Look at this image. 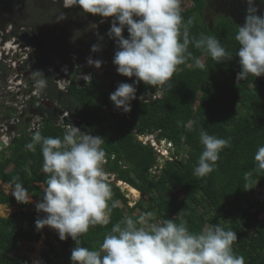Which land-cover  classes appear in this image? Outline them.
Returning a JSON list of instances; mask_svg holds the SVG:
<instances>
[{
    "label": "trees",
    "instance_id": "1",
    "mask_svg": "<svg viewBox=\"0 0 264 264\" xmlns=\"http://www.w3.org/2000/svg\"><path fill=\"white\" fill-rule=\"evenodd\" d=\"M257 1L254 4L259 9L257 15L264 16V0H260V5ZM39 3L40 7L49 6L52 10L45 14L42 24L45 32L51 31V25L62 27L64 31L54 29L68 48L63 53L57 38L45 47L36 45L31 54L32 71H40L47 78L43 94L50 103L59 106L39 110V114L46 117L40 132L45 137H62L64 132L56 126L60 112L65 110L78 116L83 122V131H97L105 140L102 145L107 154L105 173L115 177V182L109 183L113 193L109 204L116 202L111 222L90 228L80 237V246L99 250L112 226L126 217L119 202L127 205L128 199L116 184L123 182L147 196L134 208L126 206L127 216L135 218L134 211L139 209L143 214L152 213L151 223L175 218V222L186 223L194 233L201 232L207 225L220 224L236 232L235 254L243 255L246 264H264V172H253L248 181L244 179V173L256 165L257 148L264 145V75L250 74L245 80L237 81L241 68L235 36L238 27L245 23L247 0H183L184 20H193L190 34L197 38L200 34L217 37L233 57L217 63L204 51L190 46L193 56L200 58L205 67H195L194 61L178 66L171 86L156 88L139 82L137 99L131 102L130 112L117 109L110 100V94L120 83L132 84L136 79L118 74L113 64L118 46L108 32L114 18L85 13L79 6L66 9L56 0H0L5 24L16 23L19 33L25 21L29 24L31 20L24 12L18 14L17 11L36 9ZM63 14L64 18L58 19ZM123 35L128 37L126 28ZM82 42L80 52L84 51L85 56H77L76 47ZM93 45L100 50L92 52ZM91 55L104 60L109 74L116 77L114 88H107L104 78L90 65L87 72L90 88L74 85L68 93L60 92L54 84V75L47 69L57 62H88ZM178 121L182 125L178 126ZM189 121H194L192 131L185 127ZM86 124H89L88 129ZM201 128L218 138L231 137V147L220 152L216 169L203 178L193 174L203 151L199 139ZM33 134L24 132L10 154L0 156V182L12 189L16 183H22L31 197L40 201L43 189L39 185L46 186L43 157L39 146L35 152L25 148ZM149 135L170 142L175 150L172 161H166L160 174L155 176L152 171L158 164V156L150 145L138 140V136ZM26 165L30 172L25 171ZM178 193L183 197H178ZM0 205H16L20 209L7 218H0V264H31L30 258L19 259L12 255L24 244L38 243L44 232L51 251H55L51 236L60 248V252H54V261L45 256L44 264H72L71 251L77 245L71 237L62 241L57 231L53 232L48 226L37 230L35 222L45 213L36 208L31 210L29 203H20L5 192H0Z\"/></svg>",
    "mask_w": 264,
    "mask_h": 264
},
{
    "label": "clouds",
    "instance_id": "2",
    "mask_svg": "<svg viewBox=\"0 0 264 264\" xmlns=\"http://www.w3.org/2000/svg\"><path fill=\"white\" fill-rule=\"evenodd\" d=\"M56 1L62 2L66 9L79 6L85 13L114 18L108 32L118 46L113 64L117 66L118 74L136 78L132 84L120 83L110 94L115 107L124 112L131 111V102L137 99L136 85L139 82L156 88L171 86L178 66L189 61L203 69L204 63L193 56L190 46L204 51L217 63L233 57L217 37L200 34L197 38L190 34L193 20H184L183 0ZM247 3L245 23L238 27L235 36L241 68L237 81L245 80L250 74L255 77L264 75V16L257 15L255 0H247ZM63 18L64 14L58 19ZM125 28L127 38L123 35ZM99 50L97 45L92 46V52ZM66 65H81L79 70L87 74L90 65L100 68L102 61L89 59L88 62ZM32 75L36 92H42L47 87V78L40 71H32ZM177 124L180 126L182 122ZM193 124L194 121L188 122L187 131L193 130ZM139 137L152 138L160 148L163 143L169 149L174 148L170 142L153 135ZM199 139L203 151L193 174L203 178L216 169L220 152L231 147V137L218 138L201 128ZM104 143L101 136L82 132L71 124L62 137H45L37 129L25 145L32 152L40 147L42 172L46 174L42 199L36 204L37 211L46 215L36 220V228L40 230L48 226L57 231L62 241L71 237L77 245L71 251L72 264H246L245 257L233 250L238 241L234 230L214 224L194 233L186 223L175 222V218L151 223V212L137 218L126 216L114 224L99 250L80 246V237L90 228L107 226L111 222L112 210L116 207L115 201L109 204L113 196L109 183L115 182V177L108 175L114 177L111 182L106 179ZM147 145L151 146V142ZM254 159L255 167L244 173L246 181L253 172H264V145L257 148ZM25 171L30 172L27 165ZM12 195L20 203H31V194L22 183L15 184Z\"/></svg>",
    "mask_w": 264,
    "mask_h": 264
},
{
    "label": "built area",
    "instance_id": "3",
    "mask_svg": "<svg viewBox=\"0 0 264 264\" xmlns=\"http://www.w3.org/2000/svg\"><path fill=\"white\" fill-rule=\"evenodd\" d=\"M15 41L17 43L6 45V54L0 53V156L3 151L1 144L7 149V153L3 155H8L13 147V141L19 140L24 132L33 134L35 130L40 131L43 128L46 117L40 115L39 110L45 107L44 103H50L43 91L36 92L35 82L25 76L26 71L31 68L29 61L32 47L25 46L17 39ZM81 67V65H61L58 62L53 67L48 68L47 71L54 75V84L57 89L66 94L74 85H77L78 88H90V78L79 70ZM33 110L37 111L35 116L30 114ZM71 116L72 114L68 111L62 110L56 126L61 128L63 132L71 124L78 127L70 119ZM29 117L32 119L27 122ZM78 128L83 132L81 127ZM138 140L144 145L150 141L151 147H154L156 155L160 158H166L169 154L167 151H161V148L152 138L138 136ZM169 161H172V156ZM11 169L12 165L8 171ZM111 181L112 179L109 178L108 182Z\"/></svg>",
    "mask_w": 264,
    "mask_h": 264
},
{
    "label": "rangeland",
    "instance_id": "4",
    "mask_svg": "<svg viewBox=\"0 0 264 264\" xmlns=\"http://www.w3.org/2000/svg\"><path fill=\"white\" fill-rule=\"evenodd\" d=\"M257 2H258L259 5L261 4L260 0H258ZM40 5H41L40 3L38 5H35L37 7V9L31 8L29 10H37V11L40 10L42 12H45L47 10V8H48V12L51 10V7H49V6L48 7H40ZM40 8H42V9H40ZM208 13H209V11L206 14H208ZM0 15L3 16V15H5V13L4 14H0ZM29 19L33 21L35 18L33 16H29ZM79 46H81V44ZM90 59L102 61V65H101L100 68H96L94 65H92V67H93L94 70H96L101 75L102 78H104V84H105V86H107V88H109V87L110 88H112V87L114 88L115 85H113V84H115V82H116V77L114 75L109 74L107 68L105 67L106 65L104 63V60L98 58L96 55H91ZM164 150H167V152L169 154H168V156L166 158L158 157V164L156 165V167L152 171V175H154V176L160 174L159 171L163 168L165 162L169 161L170 157L172 156V154L175 151L174 148H170L169 149L168 146L164 145V143H163L162 146H161V151H164ZM163 153H165V152H163ZM106 179H107V181L109 180V177H108L107 174H106ZM112 180H114V177H112ZM125 188H127V190L124 189L122 191L126 195V198L128 199V203H127V205H125L124 203L119 202V206H120L121 209L124 210L125 215L127 216L128 213H127V207L126 206H128V208H134L135 205L141 200V196L137 197L132 192L131 188H129L128 186H126ZM1 189H4L3 191L6 192V193L9 192V193L12 194V191L9 189V186L7 184H3V183L0 182V191H1ZM132 195H134L135 198ZM178 197L182 198L183 195L181 193H178ZM145 207H146V205H145ZM10 212H13V211H10V209H9V211L6 212V214H3V216L1 215L2 213H0V217H7ZM142 214L143 213L139 209L134 211V217L135 218L139 217ZM152 217H154V216L152 215ZM51 230L53 232H56V230H54L52 228H51ZM247 234H249V233H247ZM45 238L47 240L48 236L44 237V235H43L41 237V240L37 243L36 246L33 245V246L29 247L27 245H24L19 250H17V252H15L12 255V257L19 258V259L20 258L22 259V258H25V257H30L31 261H32V264H43L44 260H42V259H44L45 257L43 258L41 256L40 258H38V255H40L39 253L42 252L43 255L49 256V258L54 261V252H60V248L58 246V243L54 241V236H51L50 240L53 243L52 249L55 250L54 252H52L50 246H48L47 242L45 241ZM44 241H45V243H44Z\"/></svg>",
    "mask_w": 264,
    "mask_h": 264
},
{
    "label": "flooded vegetation",
    "instance_id": "5",
    "mask_svg": "<svg viewBox=\"0 0 264 264\" xmlns=\"http://www.w3.org/2000/svg\"><path fill=\"white\" fill-rule=\"evenodd\" d=\"M36 9H37V7H36ZM40 9H42V8H40ZM25 11L26 10H21V11L19 10V11H17V13L20 14V13L24 12L26 17L29 18V16H33L35 19L33 21L31 20V22H29V24H28V22L25 21V27H22L19 30V33L17 31V24L16 23L5 24L6 23L5 22L6 21L5 20L6 19L5 15H3V16L0 15V53L6 54L5 53L6 52V48H7L6 45L8 43H17L15 41V39H17V40H19L21 42L20 37L22 35H24V34L28 35L32 39L31 43L33 45L32 46L33 47L32 52H33L35 50V46L36 45H40V46L45 47L47 44L54 42V39H57L59 37V36L56 35V30L54 28H57V29H59L61 31H64L62 29V27H60V26L52 27V25H51V31L45 32L44 25H42V24L45 21V16H46L45 14L47 13L48 8H47V10L45 12H42L40 10L39 11H37V10H27L26 12ZM4 13L0 9V14H4ZM53 25H54V23H53ZM36 38H38V39H36ZM57 42L60 43V50L63 53H66L68 51L67 45H65L63 43L61 38H58ZM83 46H84V43L82 42L80 48H79V46H78V48L76 47V49L78 50V53H76L77 56L81 55V54L83 56L85 55V53L83 54L84 51L80 52V50H82ZM32 61H33V59L31 57L30 61H29L30 66H31V62ZM31 68H30L29 71H26V73H25V76L27 75L26 77L28 79H30V80H32V72H31L32 69ZM28 73H30L31 75L28 76ZM55 106L58 107V105H55V104L53 105L52 104V108L55 107ZM86 128L87 129L89 128V124H86ZM89 132L90 133H95L97 131H93L92 132L91 130H89ZM13 146H15V145H13Z\"/></svg>",
    "mask_w": 264,
    "mask_h": 264
},
{
    "label": "water",
    "instance_id": "6",
    "mask_svg": "<svg viewBox=\"0 0 264 264\" xmlns=\"http://www.w3.org/2000/svg\"><path fill=\"white\" fill-rule=\"evenodd\" d=\"M36 39H38V38H36ZM20 40H21V42L25 45V46H27V47H32L33 45H32V43H31V38L28 36V35H26V34H24V35H22L21 37H20ZM58 72V71H57ZM31 74L30 73H28V76H30ZM27 76V75H26ZM31 78V77H30ZM44 105L46 106V108H52V103H44ZM54 105V104H53ZM31 116H35L36 114H37V111L36 110H33V111H31ZM31 117H29L28 119H27V122H30L31 121ZM73 122H74V124L76 125V126H78V127H82L83 126V122H82V120L78 117V116H74V115H72L71 116V118H70ZM92 135H94V136H96V135H98V132H95V133H92ZM17 143H18V140H14L13 141V145H17ZM1 146H2V148H3V151H2V154H6L7 153V149L4 147V145L3 144H1ZM112 178H110V180H111ZM118 186L122 189V190H127V188H125L126 186H128L127 184H125V183H123V182H121V183H119L118 184ZM40 187L42 188V189H44V185L43 184H41L40 185ZM128 187H130V186H128ZM140 196H141V199H146L147 198V196L145 195V194H142V193H140Z\"/></svg>",
    "mask_w": 264,
    "mask_h": 264
},
{
    "label": "crops",
    "instance_id": "7",
    "mask_svg": "<svg viewBox=\"0 0 264 264\" xmlns=\"http://www.w3.org/2000/svg\"><path fill=\"white\" fill-rule=\"evenodd\" d=\"M58 63V62H57ZM56 63V64H57ZM55 64V65H56ZM63 93V92H62ZM65 94V93H64ZM52 104H54V103H52ZM3 155V154H2ZM2 183V182H1ZM4 184V183H3ZM41 185V184H40ZM39 185V186H40ZM9 186V185H8ZM9 189L11 190V191H13V189H11L10 187H9ZM4 189H1V191L0 192H4L3 191ZM6 193V192H5ZM7 195H9V196H13L11 193H9V192H7L6 193ZM14 197V196H13ZM31 202L32 203H29V205H31V210L32 209H35L36 208V204L39 202V201H37V200H35V199H33L32 197H31ZM9 209H10V211H13V212H10L9 214H8V216L7 217H9L10 215H12V214H14V213H16V212H18V211H20V209L16 206V205H13L12 207H9L8 205H0V213H2L1 215L3 216V214H6V212H8L9 211ZM7 217H0V218H7ZM51 229V228H50ZM44 235V237H46L47 236V233L46 232H44L43 234H42V236ZM45 241H47L46 240V238H45ZM45 241H44V243H45ZM24 245H27V246H36L37 245V243H35V244H30V243H27V244H24ZM24 245H22V246H20L19 247V249L21 248V247H23ZM18 249V250H19ZM17 252V251H16ZM40 255H38V258H40L41 256L44 258L45 257V255H43V253L42 252H40L39 253ZM25 258H30V257H25ZM21 259V258H20ZM22 259H24V258H22ZM31 259V258H30ZM44 261H45V258L43 259ZM44 261H43V264H44ZM35 263V262H34ZM31 264H32V261H31Z\"/></svg>",
    "mask_w": 264,
    "mask_h": 264
},
{
    "label": "bare ground",
    "instance_id": "8",
    "mask_svg": "<svg viewBox=\"0 0 264 264\" xmlns=\"http://www.w3.org/2000/svg\"><path fill=\"white\" fill-rule=\"evenodd\" d=\"M130 188V187H129ZM132 190V189H131ZM132 192L137 196V197H140V193L139 192H137V191H134V190H132Z\"/></svg>",
    "mask_w": 264,
    "mask_h": 264
}]
</instances>
